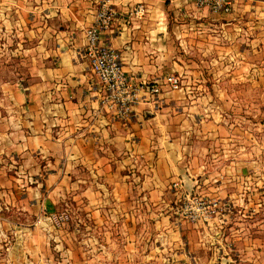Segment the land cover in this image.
Returning a JSON list of instances; mask_svg holds the SVG:
<instances>
[{"label":"rangeland","instance_id":"obj_1","mask_svg":"<svg viewBox=\"0 0 264 264\" xmlns=\"http://www.w3.org/2000/svg\"><path fill=\"white\" fill-rule=\"evenodd\" d=\"M7 1L0 0L8 16L7 24L0 16L2 135L12 130L4 120L16 108L11 94L35 86L34 53L24 48L36 41L28 33L44 32L50 4ZM102 1L71 6L95 17ZM149 1L135 6L163 16L170 32L163 72L183 86L164 109L178 162L192 163V175L156 198L148 180L154 149L131 153L127 164V151L114 148L119 162L102 166L98 156L108 149L91 143L72 163L60 150L55 164L31 156L27 163L0 137V264H264V0H237L229 15L190 0Z\"/></svg>","mask_w":264,"mask_h":264},{"label":"crops","instance_id":"obj_2","mask_svg":"<svg viewBox=\"0 0 264 264\" xmlns=\"http://www.w3.org/2000/svg\"><path fill=\"white\" fill-rule=\"evenodd\" d=\"M48 1L50 4L45 15L48 24L44 26V32L28 33L36 41L31 48H24V51L34 53L36 73L32 83L35 86L31 90H17L11 94L10 100L16 108L8 112L9 117L4 120L7 125L12 124V130L5 135L0 133L2 141H10L18 150L17 158L27 163L31 156L35 163H39L42 157L55 164L60 151L64 153L61 158L72 163L74 158H79L76 154L91 143L94 147L101 145V149L106 146L110 150L111 159L108 150L101 151L103 155L98 156V164L102 166L119 162L113 155L114 148L127 151L130 157L123 158L127 164L133 161L131 153L146 154L154 149L158 158L148 180L156 187L152 192L154 197L166 196L170 183L183 174L192 175L193 169L192 163L178 162L180 145L170 138L169 132L173 118L170 120L169 111L164 109V98L174 97L180 91L162 86L160 95L146 96L137 105L132 120L127 124L120 122L112 113L98 109L97 98L101 97L102 85L84 57L85 31L94 21V12L91 14L87 8L71 6V0ZM140 2L150 1H113L119 19L102 37V42L112 45L121 54L128 77L148 84L162 82L166 77L163 69L167 64L170 32L164 27V17L155 12L145 9L138 15L130 14ZM2 5H8V1L2 0ZM32 12L35 22L36 12ZM0 16L1 21L7 24V13L3 11ZM159 102H162V108ZM78 149L81 151L76 152ZM2 174L5 173L0 164V177ZM57 176V169L50 171V179Z\"/></svg>","mask_w":264,"mask_h":264},{"label":"built area","instance_id":"obj_3","mask_svg":"<svg viewBox=\"0 0 264 264\" xmlns=\"http://www.w3.org/2000/svg\"><path fill=\"white\" fill-rule=\"evenodd\" d=\"M192 2L197 9L207 10L215 15H229L233 12L237 0H192ZM144 11L143 6H134L130 14L138 15ZM118 19L119 12L111 0H103L93 23L86 29L84 57L102 85L100 104L116 119L131 121L137 105L146 96L151 98L160 95L162 86H166L171 91H181L183 81L175 73L167 75L162 82L154 81L152 84L138 82L128 77L123 69L121 54L112 45L102 42V37L111 30ZM174 188L181 189V186L175 184ZM184 197L188 199V196ZM196 204L203 206L201 203ZM186 211L191 212L192 209Z\"/></svg>","mask_w":264,"mask_h":264},{"label":"water","instance_id":"obj_4","mask_svg":"<svg viewBox=\"0 0 264 264\" xmlns=\"http://www.w3.org/2000/svg\"><path fill=\"white\" fill-rule=\"evenodd\" d=\"M187 189L189 188L188 185H186Z\"/></svg>","mask_w":264,"mask_h":264}]
</instances>
